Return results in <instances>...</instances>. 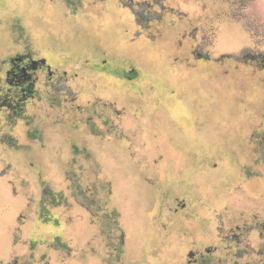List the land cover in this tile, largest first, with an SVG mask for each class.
<instances>
[{
	"label": "rangeland",
	"instance_id": "obj_1",
	"mask_svg": "<svg viewBox=\"0 0 264 264\" xmlns=\"http://www.w3.org/2000/svg\"><path fill=\"white\" fill-rule=\"evenodd\" d=\"M48 47L75 98L0 111V264H264V0H0V61Z\"/></svg>",
	"mask_w": 264,
	"mask_h": 264
},
{
	"label": "flooded vegetation",
	"instance_id": "obj_2",
	"mask_svg": "<svg viewBox=\"0 0 264 264\" xmlns=\"http://www.w3.org/2000/svg\"><path fill=\"white\" fill-rule=\"evenodd\" d=\"M142 2L143 3L135 4L130 7V11H132V13L128 11L123 12L121 10L117 11L120 18V21L118 22L119 24H121L120 28L123 31V36L120 38V47L127 48L129 41L137 33V31H135L136 26L134 24L133 16L137 18V20L139 21V25L141 26L142 30H144V32H138V41L140 43V47L147 44L145 41V32L150 29L151 22L153 20H158L161 18L160 11L152 8V2ZM102 21L103 19H101V22ZM52 50L53 48L48 47L47 57H38L35 51L26 50L21 53L6 55L1 59L0 111L1 113H3L4 117L14 115L19 117V121L21 122L22 117H24V115L26 114V104L29 105V103H31V101H33L37 96V88L39 86V83L41 82L42 77V79H44L42 81H45L47 87L57 90L58 94H61L62 97L64 96L63 101L65 103H67L69 99L75 98L72 97L73 90L71 86L67 84L69 82V70L65 68V63L54 59V53L52 52ZM253 59L256 60L257 58ZM130 60H127L126 64H129ZM105 62L106 61H104V63H101L102 67L105 65ZM185 62L186 61L180 64V69L183 75L187 77L190 72L194 71L196 67L191 66L189 63ZM176 66L177 65H175V69ZM101 70L96 66L92 70H88V73H101ZM129 73H131V76L128 75ZM71 75L75 76L77 75V72H74ZM120 75L123 79L128 81L133 79L135 80L139 73L134 69V67H125L124 69H122ZM53 100L57 103L60 102L55 98H53ZM4 110L7 111L5 112ZM31 136H34V134H31ZM46 194L50 195L48 188ZM40 208L41 211L44 212V209L48 210V205L40 206ZM260 232L262 231L260 230ZM227 238L231 239L233 237L229 235L227 236ZM63 241L64 239L62 237L57 236L50 243V245L47 242V246L51 247V249L54 248L59 253L61 249L66 248L64 243L65 241ZM37 244L33 242L29 244L30 246L25 252L26 254L29 252L28 257L23 256L25 255L24 253L19 254L16 257L11 255L12 257L10 256L9 258H12L13 261L5 264H37L38 262H42V264H52L50 251H42V254L41 251L37 252ZM204 261L205 259H203L202 262Z\"/></svg>",
	"mask_w": 264,
	"mask_h": 264
},
{
	"label": "trees",
	"instance_id": "obj_3",
	"mask_svg": "<svg viewBox=\"0 0 264 264\" xmlns=\"http://www.w3.org/2000/svg\"><path fill=\"white\" fill-rule=\"evenodd\" d=\"M45 210V209H44Z\"/></svg>",
	"mask_w": 264,
	"mask_h": 264
}]
</instances>
